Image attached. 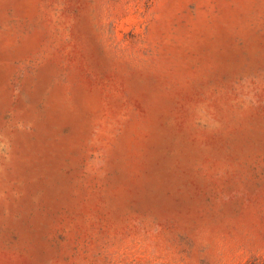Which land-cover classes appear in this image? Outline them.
Here are the masks:
<instances>
[{"label":"rangeland","instance_id":"obj_1","mask_svg":"<svg viewBox=\"0 0 264 264\" xmlns=\"http://www.w3.org/2000/svg\"><path fill=\"white\" fill-rule=\"evenodd\" d=\"M0 264H264V0H0Z\"/></svg>","mask_w":264,"mask_h":264}]
</instances>
